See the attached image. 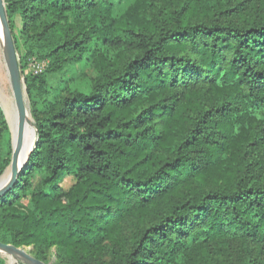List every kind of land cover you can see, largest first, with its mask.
<instances>
[{"label": "trees", "instance_id": "16d2710c", "mask_svg": "<svg viewBox=\"0 0 264 264\" xmlns=\"http://www.w3.org/2000/svg\"><path fill=\"white\" fill-rule=\"evenodd\" d=\"M4 2L19 66L47 64L23 77L36 145L0 242L65 264H264V0H134L116 19L109 0ZM92 33L89 91L50 99ZM11 152L0 107V175Z\"/></svg>", "mask_w": 264, "mask_h": 264}, {"label": "rangeland", "instance_id": "374dc122", "mask_svg": "<svg viewBox=\"0 0 264 264\" xmlns=\"http://www.w3.org/2000/svg\"><path fill=\"white\" fill-rule=\"evenodd\" d=\"M112 4V18H119L121 15L125 13L127 8L133 3L134 0H109ZM5 4V2H4ZM6 7V5H5ZM15 21V29L14 33L18 35L19 29L22 26V21L18 15L14 17ZM102 25V24H98ZM94 30V29H93ZM2 37V34H1ZM96 35L92 33V43L90 45L89 50L83 55L82 59L79 61H70L68 64L64 66V68L58 72L51 73L48 75V82L50 86V99H53L55 95L58 93V91L62 88H68V89H79L83 92H88L91 86V79L96 75L95 69L93 67V64L90 59V52L94 48H100L102 47L96 40H95ZM3 43L0 45V65L3 67L4 73H6V66L5 62L3 59ZM18 61H19V56H18ZM47 61L42 60L38 61L35 59H31L28 61L27 67L24 69L20 67L21 70V75L24 77V74L28 72H40L46 67ZM6 87H7V92L12 96L11 88H10V83L8 81L7 73H6ZM25 98L26 102L28 105V113L31 117V123L34 127L33 124V118L31 115V97L26 93L25 90ZM34 99V98H33ZM1 107V105H0ZM2 109V107H1ZM3 111V110H2ZM4 114V112H3ZM4 117L6 119V116L4 114ZM35 128V127H34ZM10 130V129H9ZM11 134V133H10ZM36 138V134H35ZM73 183L72 178L70 176H66L62 179L60 182V186L63 188H69L71 184ZM25 252L29 253L31 256L32 255V247H23ZM0 259L3 260L4 264H27L22 258L18 257L15 261L9 260L8 259V254H2L0 253ZM46 264H65L63 262H58L56 258V250L55 248L49 249L46 254H45V259L42 260Z\"/></svg>", "mask_w": 264, "mask_h": 264}, {"label": "water", "instance_id": "95a60500", "mask_svg": "<svg viewBox=\"0 0 264 264\" xmlns=\"http://www.w3.org/2000/svg\"><path fill=\"white\" fill-rule=\"evenodd\" d=\"M0 22L2 25L3 59L6 66V73L12 92L14 108L17 113L18 125L15 141L11 136V157L10 162L0 175V195L12 189L17 181L19 172L27 162L36 141L29 147V153L25 156L24 125L28 120V105L25 98V83L21 75L18 55L12 39L11 30L8 25L4 0H0ZM7 121V119H6ZM8 123V122H7ZM9 126V124H8ZM10 129V128H9ZM11 133V132H10ZM0 249L6 250L15 257L22 258L27 264H46L25 252L23 247H16L11 244L0 242Z\"/></svg>", "mask_w": 264, "mask_h": 264}, {"label": "bare ground", "instance_id": "6f19581e", "mask_svg": "<svg viewBox=\"0 0 264 264\" xmlns=\"http://www.w3.org/2000/svg\"><path fill=\"white\" fill-rule=\"evenodd\" d=\"M2 25L0 22V45H2ZM6 73L3 71L2 65H0V105L2 107V110L6 116L7 122L9 124L11 136L13 139V142L15 141L16 137V130H17V125H18V119H17V113L14 108V103L12 96L7 92V87H6ZM28 120L25 122L24 125V145H25V150L24 154L25 156L29 153V147L32 146L33 142L35 141V128L32 125L31 117L29 113L27 114ZM0 253L2 254H8V259L15 261V256L12 254L8 253L4 249H0ZM18 258V257H16Z\"/></svg>", "mask_w": 264, "mask_h": 264}]
</instances>
